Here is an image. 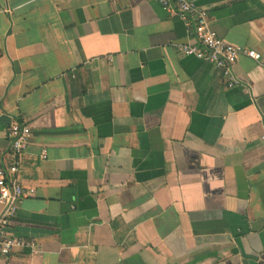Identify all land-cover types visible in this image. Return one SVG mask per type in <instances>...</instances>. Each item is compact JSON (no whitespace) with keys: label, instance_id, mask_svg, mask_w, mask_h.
Here are the masks:
<instances>
[{"label":"crops","instance_id":"obj_1","mask_svg":"<svg viewBox=\"0 0 264 264\" xmlns=\"http://www.w3.org/2000/svg\"><path fill=\"white\" fill-rule=\"evenodd\" d=\"M194 1L262 56L233 88L156 0H0V165L28 125L10 232L36 243L0 264H264V0Z\"/></svg>","mask_w":264,"mask_h":264},{"label":"built area","instance_id":"obj_2","mask_svg":"<svg viewBox=\"0 0 264 264\" xmlns=\"http://www.w3.org/2000/svg\"><path fill=\"white\" fill-rule=\"evenodd\" d=\"M108 3H118L123 0H104ZM163 11L186 22L192 37V43L181 45L178 51L187 57H195L220 69L228 80V87L239 84L234 76V67L242 55L260 61L261 54L256 51L225 44L210 28L209 15L200 8L194 0H156ZM11 156L7 164L0 165V259L10 257L17 249L30 248L35 250L36 243L15 237L10 232L13 221L18 216L21 203L33 197L35 190L23 185L19 176V164L33 138L31 128L13 121L8 129ZM264 139V137H263ZM45 160L46 151L42 153Z\"/></svg>","mask_w":264,"mask_h":264}]
</instances>
